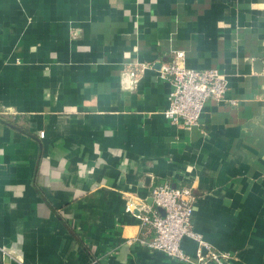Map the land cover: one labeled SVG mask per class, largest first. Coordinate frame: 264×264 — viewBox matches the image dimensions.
Returning <instances> with one entry per match:
<instances>
[{"label":"crops","instance_id":"obj_1","mask_svg":"<svg viewBox=\"0 0 264 264\" xmlns=\"http://www.w3.org/2000/svg\"><path fill=\"white\" fill-rule=\"evenodd\" d=\"M174 51L228 81L191 128L163 113ZM164 181L209 249L264 264V0H0V264H187L126 211Z\"/></svg>","mask_w":264,"mask_h":264},{"label":"built area","instance_id":"obj_2","mask_svg":"<svg viewBox=\"0 0 264 264\" xmlns=\"http://www.w3.org/2000/svg\"><path fill=\"white\" fill-rule=\"evenodd\" d=\"M131 75L135 81L136 71H132ZM160 76L171 86L168 105L163 113L173 124H182L187 128L199 125L205 104L210 99L217 102L228 100L226 76L217 68L201 70L188 66L183 51H174L171 59L161 65ZM151 197L152 206H137L134 202L127 204L126 211L137 218L145 235L135 241L187 264H230V252L209 249L202 235L194 230L197 198L193 186L174 187L168 182H159L153 188ZM187 236L198 243L196 259L181 247L183 238ZM2 252L8 256L4 248Z\"/></svg>","mask_w":264,"mask_h":264},{"label":"water","instance_id":"obj_3","mask_svg":"<svg viewBox=\"0 0 264 264\" xmlns=\"http://www.w3.org/2000/svg\"><path fill=\"white\" fill-rule=\"evenodd\" d=\"M159 210H160L162 213H164L163 209L160 208Z\"/></svg>","mask_w":264,"mask_h":264}]
</instances>
